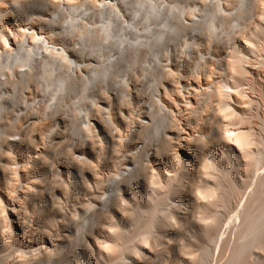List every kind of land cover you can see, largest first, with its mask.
Instances as JSON below:
<instances>
[{"label": "bare ground", "instance_id": "1", "mask_svg": "<svg viewBox=\"0 0 264 264\" xmlns=\"http://www.w3.org/2000/svg\"><path fill=\"white\" fill-rule=\"evenodd\" d=\"M214 262L264 264V0H0V264Z\"/></svg>", "mask_w": 264, "mask_h": 264}, {"label": "rangeland", "instance_id": "2", "mask_svg": "<svg viewBox=\"0 0 264 264\" xmlns=\"http://www.w3.org/2000/svg\"><path fill=\"white\" fill-rule=\"evenodd\" d=\"M199 43H200V42H199ZM200 44H201V43H200ZM199 47H200V46H199ZM201 50H203V49L201 48ZM190 73H191V72H190V70L188 69V74L186 73V75H188L189 77H192V75H191ZM189 74H190V75H189ZM192 79H193V78H192ZM195 85H196V86H195ZM194 86H195L197 89H199V86H200V85L198 84V86H197V84H194ZM201 86H202V87L204 86L203 88H205V85L201 84ZM201 86H200V88H202ZM203 88H202V89H203ZM181 105H182V104H181ZM184 110H185V109H182V115H184V116L186 117V116L189 115V112L186 111V110L184 111ZM210 111H211V109L209 110V113H210ZM183 112H184V113H183ZM187 112H188V114L185 115V113H187ZM209 113H206V114H209ZM210 114H212V112H211ZM184 116H182V119L184 120V123H185V122H187V120L184 118ZM184 123H183V126H182V127H183L184 129H187V130H186L187 133H188V132H189V133H190V132L193 133L192 128H190L191 126H190L189 124H184ZM184 125H187V126H184ZM189 133H188V134H185V136H189ZM194 134H196V132H195ZM191 136H192V134L190 133V137H191ZM61 146H63V145H61ZM61 146L59 147L60 149H59V152H57L58 154H57L56 156L59 157V156L61 155L59 158H60V159H63V158H65V155H64V154H65V150L63 151L62 148H63V149H66V145L63 146V147H61ZM62 151H63V152H62ZM59 153H61V154L59 155ZM62 154H63V155H62ZM62 156H64V157H62ZM106 170H107V169H106ZM106 170H105V171H106ZM103 172H104V171H103ZM107 172H108V171H107ZM104 173H106V172H104ZM32 180H33V179L31 178V181H32ZM46 184H47V183H45V189H46L45 191H49V192H50V189H49V188H50V184L47 185V187H46ZM47 189H49V190H47ZM47 194H48V193H47ZM76 197L78 198V199L76 198V199L78 200V202H80V201H79L80 198H81L80 195H79V196L77 195ZM74 200H75V199H74ZM62 202L65 204V206H67V205L69 206V205H70V210H71V208H73L72 205H74V203H73L72 200H70V202L67 201V203H66V201H62ZM68 203H69V204H68ZM68 206H67V207H68ZM230 215H232V213H231ZM41 222H42V223H41ZM41 222H40V223H37L38 226H36V224H35L36 222H35L34 225H33V229H34V230H37V229L41 228L42 226L46 225V223L44 224L45 221H41ZM42 228H43V227H42ZM53 229H54V231H53ZM47 230H48V229H47ZM52 231H53V232H52ZM63 233H64V235H65V234H66V235H69V234H68L69 232L67 233V232H65V231H59V232H56V228H52V230H51V234H53L52 236H53V239H55V240H58V239L60 238L61 235H62V236H61V238H62V237L64 236ZM72 234H73V232H72ZM66 235H65V236H66ZM54 236H55V237H59V238H54ZM187 240H188V237H184V236H183L182 238H179L178 240H177V239H176V240H173L171 243H174V244H176V246H177V245H181V244L185 243ZM180 241H181V242H180ZM177 242H180V243H177ZM182 242H183V243H182ZM215 263H216V262H214L213 264H215Z\"/></svg>", "mask_w": 264, "mask_h": 264}]
</instances>
